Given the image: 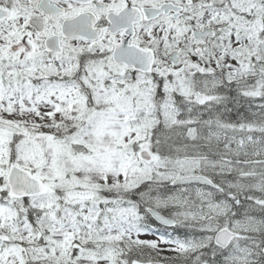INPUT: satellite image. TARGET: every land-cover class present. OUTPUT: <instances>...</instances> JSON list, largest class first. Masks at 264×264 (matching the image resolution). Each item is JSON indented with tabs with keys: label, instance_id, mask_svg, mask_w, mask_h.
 Here are the masks:
<instances>
[{
	"label": "snow or ice",
	"instance_id": "snow-or-ice-1",
	"mask_svg": "<svg viewBox=\"0 0 264 264\" xmlns=\"http://www.w3.org/2000/svg\"><path fill=\"white\" fill-rule=\"evenodd\" d=\"M0 264H264V0H0Z\"/></svg>",
	"mask_w": 264,
	"mask_h": 264
}]
</instances>
